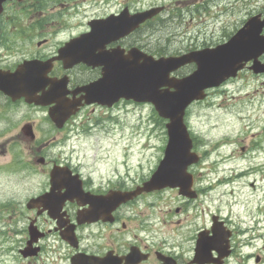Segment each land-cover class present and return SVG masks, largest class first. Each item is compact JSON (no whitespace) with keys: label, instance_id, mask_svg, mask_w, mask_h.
Returning <instances> with one entry per match:
<instances>
[{"label":"flooded vegetation","instance_id":"1","mask_svg":"<svg viewBox=\"0 0 264 264\" xmlns=\"http://www.w3.org/2000/svg\"><path fill=\"white\" fill-rule=\"evenodd\" d=\"M127 3L116 10L97 14L94 12L98 9L94 7L90 18L84 16L77 30L60 23L61 14L54 7L56 4L49 8L51 18L46 17L40 9V0L8 1L0 14V75L14 73L22 67L25 72L34 73L37 80L45 72L49 81L63 84V100L78 103L62 126H57L48 114L53 103L41 105L28 102L24 97L12 99L0 90V208L15 204L20 210L24 227L19 231L24 238L18 251L34 240L27 248L32 255H18L27 259V264H58L57 252L51 249L54 243L47 244L51 238L65 247L63 255H67L68 264L74 254L81 257L82 264H264V236L258 227L262 210L259 209L257 217H252L250 227L249 220L233 210L238 201L233 202V197L226 202L227 192L221 191L220 199L209 195L211 209L206 195L202 194L208 188L214 192L252 176L256 169L242 170L228 178H210L208 186L201 181V167L196 171V165L190 166L196 197H181L184 202L165 213H172L175 219H164L162 236H152L144 214H137L136 207L131 205L144 194L120 204L109 214H104V200L97 202L98 196L113 190H129L136 183L121 181L119 174L113 171L95 177L91 171H84L78 161H73L72 132L103 127L104 120L111 118L107 112L119 104V101L111 106L88 102L82 88L115 68V47H120L122 42L127 49L129 43L124 42L134 32L115 43L109 41L101 46L102 41L82 42L80 47H69L65 54L69 59L65 62L56 57L66 41L90 30L92 18L118 15L124 8L128 13L142 8L130 7ZM58 4L64 6L61 2ZM9 5L16 7L7 9ZM59 34L66 36L58 37ZM105 50L107 55L102 53ZM75 55L81 59L68 65ZM33 86L35 96L50 90L48 81ZM110 88L108 86L105 92ZM79 133L73 132V135ZM243 149L256 153L250 145ZM217 163L215 160L209 166L215 168ZM53 170L57 171L54 175ZM247 183L252 188L255 186V180ZM9 190L23 195L18 199L11 196L12 200H8L6 192ZM43 195H46L43 203L37 202L35 207L28 208L31 198ZM58 201V209L50 216L48 208ZM42 208L45 210L38 212ZM1 215L0 211V236H8V222ZM29 227L35 229L33 236ZM34 247L38 248L35 254ZM6 254L8 252L0 249L1 258Z\"/></svg>","mask_w":264,"mask_h":264},{"label":"rangeland","instance_id":"2","mask_svg":"<svg viewBox=\"0 0 264 264\" xmlns=\"http://www.w3.org/2000/svg\"><path fill=\"white\" fill-rule=\"evenodd\" d=\"M59 1L62 2L63 0L48 1L46 9L49 10L52 4H57ZM97 1L70 0L62 12L58 13L61 14V17L68 19L69 24L75 25L77 21L81 20L83 10L84 16H90L92 9L89 6L91 4L102 7V9L96 11L98 13L115 10L118 7V2L122 3L123 1H129L132 6L135 4L136 6L142 5L143 7L150 6L151 9H163V12L160 14L165 18L164 22L162 24H153L151 28L152 47L158 48L164 45L165 50L167 51L168 48L169 52L178 47L175 41L182 39L179 37L182 29L185 32L186 41L193 38L195 32L200 33L195 38L199 43L201 41L200 37H204L205 34L207 39L212 38L213 40L221 36L218 29L219 22L213 21L216 17L210 16L209 18L200 20L197 17H192L188 22L181 24L175 20L176 14L172 13L170 8L176 4L182 9V14L189 13L186 10L190 6V3H192V0H108L106 4H97ZM258 2L264 4V0H258ZM230 3L238 5L239 2L231 0ZM14 7L16 6L9 5L7 9ZM69 14L71 15L69 16ZM187 18L188 15L186 14ZM64 36L66 34L58 35V37ZM238 83L240 84L230 83L227 86V91L229 92L227 95H221L222 97L219 98L218 95L213 94L211 99L202 103L197 102L190 108L194 128L201 131L209 142L221 140L225 134H229L228 140L230 142L219 148L217 157L227 154L230 156L232 163H224L220 166L222 169L229 168L230 166L244 165L242 161L234 160L241 156V146H253L254 152L261 153L262 160L264 161V142H261L264 139L262 132L264 125V86L259 87L258 92L254 89L257 87L254 79L247 80L244 78V84H241L240 81ZM257 92L258 94H255ZM113 117V120H108L104 124L106 128L104 132L99 127L93 128L89 132H80L79 129H76L73 132H80L76 135H73L72 132L71 145L75 151L73 153V161H78L84 166V171H91L97 177L105 174L107 171L116 170L115 167L122 173L123 168L121 164L124 162V159L128 158L127 164L130 167L129 173L132 177L139 179L141 175H148L155 168L161 157L159 147L163 137V128L159 124H155L154 121L158 120L155 119L156 115L153 113L151 105L145 103H121L119 108L113 112ZM233 120H238L242 124L250 126L248 133L241 130L240 125ZM257 141L261 142L262 150L258 148ZM146 142L149 144L146 146L147 149H144L143 146H145ZM232 152L233 156L231 155ZM262 165V170L256 175L258 179V188L256 187L258 194L245 185L242 190H234L232 197L227 196L228 201L235 196L236 200L242 202L239 207L233 206L234 211L241 212L248 209L252 212L254 210L253 204L258 202V198L259 200L262 198L264 201V164H260V166ZM206 172L211 176L209 170H206ZM9 183L12 182L9 181ZM238 183H241V181H235L232 185L218 188L211 195H215V198L220 199L221 197L218 194L221 191L226 193L228 190L236 188ZM167 194L168 191L159 193L151 197L153 199L151 203L146 201L139 204L142 208L150 204L152 205L151 207H146V211L151 212V214L148 215L145 211L144 218L147 224H152L153 236H161L163 233L164 226L162 222L164 219L169 221L176 217L172 213L170 215L163 213V210L170 207L174 208L175 205L177 206L182 202L173 192L170 191V194L174 195L170 200ZM6 195H8V200H12L11 196L18 199L19 195H23V193H11L9 190L6 192ZM208 206L210 208L209 202ZM19 211L15 204L5 205L1 215L8 222L6 228L8 236H0V249L8 252V254L2 255V258L0 256V264H27L28 260L18 255V248L21 246L22 239L24 238L21 231H19V228L24 227L22 215ZM52 242L51 238H49L47 244L51 245ZM10 255H14L15 258H11ZM58 264L61 263L58 262Z\"/></svg>","mask_w":264,"mask_h":264},{"label":"water","instance_id":"3","mask_svg":"<svg viewBox=\"0 0 264 264\" xmlns=\"http://www.w3.org/2000/svg\"><path fill=\"white\" fill-rule=\"evenodd\" d=\"M3 0H0V10L1 3ZM156 10L149 11L148 15L153 14ZM145 16H142L144 18ZM103 23H110L109 19L103 21ZM103 27L102 25H100ZM109 25H106L107 27ZM103 28H98V32H101ZM116 31H119L118 34L113 35L112 31L109 33L112 36L122 35L124 33V29L114 28ZM239 31L234 37L230 39V41L224 45L218 46L213 50V58L215 57V66L213 64L211 69L203 68L198 66V69L194 72L193 75L188 77V79L184 83H180L175 85L178 88L176 93H161L159 91V86L161 82L159 78L157 79L154 75L147 77V73H133L130 69H122L120 70V81L116 88L117 96L126 97V98H134L135 100H145L151 101L155 108L158 110L159 114L164 117H169L171 119V123L168 125L170 132V139L168 148L169 151H174V148H180V143L185 140L186 149H188V143L186 141V132L184 126L181 123V114L185 105L194 98L202 97V90L206 86L214 85L219 80H221L224 75H230L236 71L239 67H241V62L246 59V56L249 55V47L248 41L244 38L242 39V33ZM258 29L254 28L252 25H248V28L244 32L246 35L248 34V39H255V36L258 33ZM253 39V40H254ZM107 40V39H106ZM195 58L188 55L184 57V59L177 60V62H186L190 60H194ZM130 63V62H129ZM127 63L126 65H128ZM222 66V67H221ZM163 67V66H162ZM153 72H158L161 70V64L152 63ZM2 88L7 89L6 91L12 97H18L21 87L13 86L11 83H7ZM137 83H143L141 86H138ZM180 85V86H179ZM179 86V87H178ZM26 98L32 99L30 96L25 95ZM45 103V102H42ZM53 120H58L61 117H64L68 114L64 108L60 104L56 105V108H53ZM56 115V116H55ZM187 152V150L184 152ZM190 161V158H178L174 159L171 156L164 158L158 169L152 174L150 179L143 183V186L137 188L135 191L128 193H117L115 194L116 203L123 202L128 198H131L133 195L137 194L141 190H151L154 188H161L167 184L170 186L178 185L183 188V193H186L185 188L189 185V179L185 173V165ZM172 166L171 169L166 170V166ZM174 165V167H173Z\"/></svg>","mask_w":264,"mask_h":264}]
</instances>
